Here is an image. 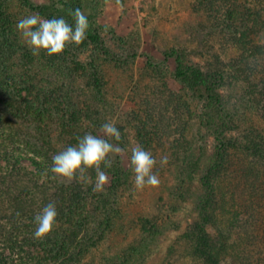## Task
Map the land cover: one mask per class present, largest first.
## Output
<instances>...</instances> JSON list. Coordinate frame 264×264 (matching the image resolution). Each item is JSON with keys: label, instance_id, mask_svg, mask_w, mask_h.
Returning a JSON list of instances; mask_svg holds the SVG:
<instances>
[{"label": "trees", "instance_id": "16d2710c", "mask_svg": "<svg viewBox=\"0 0 264 264\" xmlns=\"http://www.w3.org/2000/svg\"><path fill=\"white\" fill-rule=\"evenodd\" d=\"M262 1L233 4L224 11L240 50L231 61L203 69L187 64L178 50L165 53L174 58L173 77L204 98L197 117L214 139L204 161L199 156L188 161L186 151L178 152L182 141L170 154L186 183L197 177V216L181 236L196 264H264V41H248L260 30L247 23L253 19L256 24L263 17ZM77 8H83L80 0H0V264H97L87 257L114 228L116 191L130 180L131 170L119 160L110 168L101 165L111 175L110 185L102 191L94 190V169L85 170L87 181L54 177L49 171L54 155L75 145L85 133L93 134L90 125L101 127L107 103L104 68L118 65L120 59L109 54L89 17L86 39L52 56L44 51L33 55L16 23L38 14L74 24L70 11ZM90 46L89 59L77 60L75 50ZM159 80L179 119L177 108L187 104V95L169 90L163 78ZM226 85L229 94L221 91ZM141 110L144 117L150 115ZM142 125L139 131L147 124ZM139 136L145 149L152 141ZM115 142L125 147V135ZM16 149L31 154L33 169L18 163ZM49 202L56 206V224L36 239L34 217ZM148 225L150 221L143 220L141 229L150 232ZM5 250L19 255V261ZM141 254L117 252L100 264H136Z\"/></svg>", "mask_w": 264, "mask_h": 264}, {"label": "rangeland", "instance_id": "374dc122", "mask_svg": "<svg viewBox=\"0 0 264 264\" xmlns=\"http://www.w3.org/2000/svg\"><path fill=\"white\" fill-rule=\"evenodd\" d=\"M80 1L83 5L81 12L97 27L109 54L120 59L118 65L107 64L104 68L107 103L103 110L105 119L102 121L114 123L122 137L125 135V147L119 146L113 138L104 137L101 127L90 125V130L121 149L119 153L110 154L112 163L119 160L125 168L131 170L130 180L117 188L116 200L112 204L117 209L113 217L114 228L87 258L100 264L105 257L117 252L124 254L132 251L136 254L141 250L143 254L136 264H196L188 254L181 236L197 216V177L186 183L183 176H178L176 161L173 157L171 159L170 154L176 150L178 141H182L181 145L178 143V152L186 151L188 161L197 156L201 158L200 161H204L213 150L214 139L197 117L202 113L204 98L198 92L193 94L189 89L186 90L173 77L175 61L173 57L165 56V53L172 49L178 50L187 64L203 69L218 61H231L238 57L240 50L234 40V26H228L224 11L233 4L251 6L262 0ZM238 20L233 18L235 24L239 25ZM247 23L260 30L258 36L253 33L248 36V41H264V15L256 24L253 19ZM90 51L91 46L77 49L74 53L77 60L83 62L89 59ZM159 78H163L169 90L187 95V104L177 108L181 111L179 119H176L173 111L175 106L167 102L165 94L169 95L161 86ZM227 85V89L221 90L223 94L231 91ZM146 98V104L138 107ZM141 109H147L150 115L144 117ZM190 110L194 111L193 116ZM143 121L147 124L145 130L139 131ZM83 124L87 130V120ZM141 133L152 141L145 150L157 161L153 172L160 182L156 186L137 189L130 158L133 148L143 147L140 144ZM57 147L61 148L60 144ZM14 154L20 165L33 169L29 152L16 149ZM162 156L168 158L164 166L159 163ZM103 171L107 174L105 185L108 186L111 175ZM145 219L150 221L147 226L150 232L141 229ZM144 245L147 246L144 248ZM28 248L31 249L27 246L23 249ZM4 253L14 261H19L16 253L7 250ZM21 255L27 254L22 251Z\"/></svg>", "mask_w": 264, "mask_h": 264}, {"label": "clouds", "instance_id": "9594fccd", "mask_svg": "<svg viewBox=\"0 0 264 264\" xmlns=\"http://www.w3.org/2000/svg\"><path fill=\"white\" fill-rule=\"evenodd\" d=\"M70 15L74 17V24H69L62 17L46 19L38 14L28 15L17 21L16 29L33 55H39L44 51L52 56L61 53L67 45H79L86 39L89 27L87 17L79 8L70 11ZM100 130L104 137L113 138L117 142L121 139L120 130L112 122L103 123ZM104 137L91 133L78 137L75 145L66 147L52 157L49 171L54 177L87 181L88 178L83 175L85 170L94 169L96 173L94 190L102 191L107 183V174L101 169V164L105 168H110L112 163L110 154L121 151ZM130 163L137 189L159 184V178L153 172L157 161L150 152L140 146L133 148ZM159 163L161 166L166 165L167 156H162ZM57 215L53 202L44 206L34 217L36 225L34 238L40 239L50 233L56 224Z\"/></svg>", "mask_w": 264, "mask_h": 264}]
</instances>
